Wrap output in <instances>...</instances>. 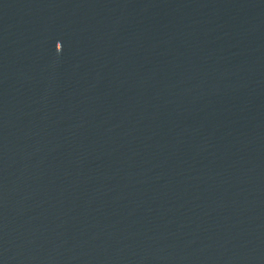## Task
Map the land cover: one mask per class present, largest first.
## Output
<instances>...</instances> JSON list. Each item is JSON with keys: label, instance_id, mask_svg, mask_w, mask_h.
Masks as SVG:
<instances>
[{"label": "water", "instance_id": "95a60500", "mask_svg": "<svg viewBox=\"0 0 264 264\" xmlns=\"http://www.w3.org/2000/svg\"><path fill=\"white\" fill-rule=\"evenodd\" d=\"M176 0H0V264H188Z\"/></svg>", "mask_w": 264, "mask_h": 264}]
</instances>
